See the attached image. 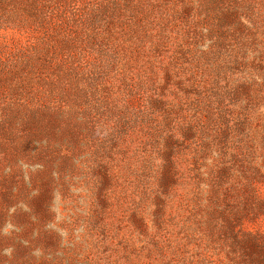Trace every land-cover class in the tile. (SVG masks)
I'll list each match as a JSON object with an SVG mask.
<instances>
[{
  "label": "rangeland",
  "instance_id": "374dc122",
  "mask_svg": "<svg viewBox=\"0 0 264 264\" xmlns=\"http://www.w3.org/2000/svg\"><path fill=\"white\" fill-rule=\"evenodd\" d=\"M0 264H264V0H0Z\"/></svg>",
  "mask_w": 264,
  "mask_h": 264
}]
</instances>
